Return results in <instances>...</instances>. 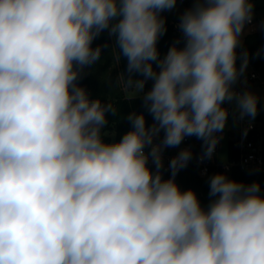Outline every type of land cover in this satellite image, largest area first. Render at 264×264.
<instances>
[{"label": "clouds", "instance_id": "9594fccd", "mask_svg": "<svg viewBox=\"0 0 264 264\" xmlns=\"http://www.w3.org/2000/svg\"><path fill=\"white\" fill-rule=\"evenodd\" d=\"M176 4L0 0V264H264L258 182L216 173L204 208L175 179L189 148L163 176L164 150L185 137L203 140L201 160L212 157L225 103L241 120L256 117V94L234 88L248 65L245 51L237 67V48L253 0H193L177 25L183 46L161 58V13ZM104 30L153 120L130 113L131 129L111 143L102 129L116 109L77 83L100 59L92 45Z\"/></svg>", "mask_w": 264, "mask_h": 264}, {"label": "trees", "instance_id": "16d2710c", "mask_svg": "<svg viewBox=\"0 0 264 264\" xmlns=\"http://www.w3.org/2000/svg\"><path fill=\"white\" fill-rule=\"evenodd\" d=\"M161 16L165 19L167 30L164 35L159 38L157 48L160 57L163 58L169 48L177 41V37L174 34V28L171 23V18L167 15L166 11L162 12ZM92 46L93 48L101 46V55L107 53L117 58L120 65L119 72L123 78V81L128 79L129 74L127 72V58L123 57L122 55L119 56L118 49L114 47V38L109 36L107 30L101 32V34L94 39ZM245 51L247 52L248 61L252 65L253 70L258 72L260 78L264 81V30L253 31L245 36L244 41L238 51V61L243 59L242 54ZM153 66L155 68V64ZM134 78L142 79L143 77L139 74H135ZM77 83L79 84V86L83 87L87 91L89 99L94 100L98 98L100 100H104L106 104L110 102L116 109V115H107L108 124L102 129V133L105 134L103 136L105 142L111 143L113 141L112 136L109 134L110 131L114 132L115 141H119L123 134L131 129V124L127 120V116L132 112H135L136 114L143 113L145 115L146 123L148 126L153 123L152 116L149 114L147 108L144 106L143 95L136 97H128L119 85H110L106 90L107 92L105 94H102L100 91L95 90V86H97V80L94 78L93 73H91L90 75H85L82 72L81 77L77 81ZM225 107H227L226 103ZM227 108L229 109V107ZM248 119L250 122H254L256 124V129L253 131V133L261 135L260 125L263 123L264 119V100L262 98H258V112L256 117L254 119L248 117ZM162 137L163 132H161L160 134V138ZM196 138L197 137L193 136V139ZM201 141L202 144H199L194 147V150L192 151V159L189 161L187 167L180 170L179 173L176 175V182L182 191L188 189L194 190L201 203V206L207 208L208 204L210 203V200L212 199L209 196L210 177L216 173H226L230 179L243 182L245 184L258 182L261 187V194L264 195L263 172L247 171L241 169L238 166H232L230 170H224L221 166H212L210 168L209 173L206 176H202L200 174V167L194 163V159L197 154L204 152L203 140ZM174 148L176 147L166 148L164 150V153L169 154ZM237 157L238 150L234 147L233 141L230 140L228 144V161L231 162ZM150 167H152L151 162ZM170 175L171 171L165 170L164 168V178L167 179L170 177Z\"/></svg>", "mask_w": 264, "mask_h": 264}, {"label": "rangeland", "instance_id": "374dc122", "mask_svg": "<svg viewBox=\"0 0 264 264\" xmlns=\"http://www.w3.org/2000/svg\"><path fill=\"white\" fill-rule=\"evenodd\" d=\"M254 3V15L253 19H257V17H261L262 21L258 22L256 21L254 24H246L244 28L243 35L241 37V44L237 48V55L238 51L244 41L245 36L253 31H262L264 30V6H263V0H253ZM183 10V3L177 0V4L175 8H173L170 11L166 10L167 15L172 19L174 18L178 13H180ZM111 54L104 53L100 56V59L83 69L84 74L90 75L93 73L94 78L97 80V86H95V90L100 91L102 94H105L107 91V88L111 85H119L125 92V94L128 97H136L141 96L139 90H137L134 87H127L126 84L123 81V78L119 72L120 65L117 58L111 56ZM242 59L238 61L237 58V67L240 66ZM253 67L251 66L250 62L248 61L247 68L245 72L239 77L238 81L234 85V88L236 91L242 92L245 90H250L258 98H262L264 100V81L262 79H250L249 85H246L244 83V78H248L250 74L253 72ZM153 81L147 80L143 89V92L146 93L149 91L152 87ZM227 107L231 108L232 113L229 114L225 131H223L221 134H228V128L236 129L239 127L240 119L239 114L235 112V106L234 104L226 103ZM239 124V125H238ZM260 131H261V140L264 142V122L260 125ZM109 134L112 136L113 141L115 142V134L113 131H110ZM228 143H229V136L224 137L221 141L220 150L218 153V161L221 163H227L228 162ZM164 162L166 160L165 155L163 154Z\"/></svg>", "mask_w": 264, "mask_h": 264}, {"label": "built area", "instance_id": "2783aa9c", "mask_svg": "<svg viewBox=\"0 0 264 264\" xmlns=\"http://www.w3.org/2000/svg\"><path fill=\"white\" fill-rule=\"evenodd\" d=\"M179 1L183 3V10L180 13H178L174 18L171 19V23L173 25L174 34L177 37V41L178 40L180 41L178 46L182 47L183 37L177 25L179 24L180 17L184 13V11L193 6V0H179ZM256 21L260 22L262 21V18L257 17L256 20L252 19V22L250 24H254ZM248 78L261 79L259 73L256 71H253ZM101 102L106 104L104 100H101ZM228 110H229V114L232 113L231 108H229ZM255 129H256V124L254 122H250L247 116H245L241 120L239 129L236 130L231 137L234 147L238 150V157L231 162L228 161L227 163H221L218 161L217 158L221 146V141L223 139V137L219 133L218 135H220L222 138L219 140V143L217 144L212 157L210 159L205 158L201 160L200 157L203 154V152H201L198 153L194 159V163L200 167V174L202 176H206L209 173L210 168L212 166H221L224 170H230L232 166H238L243 170L264 173V142L261 140L260 134L253 133ZM245 131H246V135H245ZM157 142L159 141L157 140ZM199 144H202V141L199 140L198 138L193 139V136L185 137L182 144L174 148L171 153L169 154L163 153L166 157V160L164 162L165 170H170L168 168V164L170 160L178 154L179 151H181L184 148H189L191 151H193L194 147Z\"/></svg>", "mask_w": 264, "mask_h": 264}, {"label": "crops", "instance_id": "0c3cea01", "mask_svg": "<svg viewBox=\"0 0 264 264\" xmlns=\"http://www.w3.org/2000/svg\"><path fill=\"white\" fill-rule=\"evenodd\" d=\"M252 66V65H251ZM84 73V72H83ZM86 75V74H85ZM244 83L246 84V85H249V82H250V79L249 78H244ZM239 124H241V119H240V123ZM238 124V125H239ZM239 127H240V125H239ZM239 127L238 128H236V129H231L230 127L228 128V131H229V133L226 135V134H221L220 133V135L223 137V139H224V137H226V136H229V141L231 140V137H232V135H233V133L236 131V130H238L239 129ZM223 131H225V128H224V130ZM199 140H201V139H199ZM229 144V143H228ZM218 157V156H217Z\"/></svg>", "mask_w": 264, "mask_h": 264}]
</instances>
